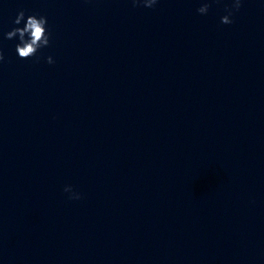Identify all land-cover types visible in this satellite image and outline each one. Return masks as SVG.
I'll return each instance as SVG.
<instances>
[{"label": "water", "instance_id": "obj_1", "mask_svg": "<svg viewBox=\"0 0 264 264\" xmlns=\"http://www.w3.org/2000/svg\"><path fill=\"white\" fill-rule=\"evenodd\" d=\"M201 3L0 0V264H264V0Z\"/></svg>", "mask_w": 264, "mask_h": 264}, {"label": "clouds", "instance_id": "obj_2", "mask_svg": "<svg viewBox=\"0 0 264 264\" xmlns=\"http://www.w3.org/2000/svg\"><path fill=\"white\" fill-rule=\"evenodd\" d=\"M213 0H202L201 6L197 9V12L201 15H206L211 7ZM243 0H232L231 7L225 9L226 15L221 17V23L229 25L233 23L232 16L236 11H239L242 6ZM133 6L143 5L147 8H153L158 0H132ZM15 25L23 23V27H14L10 31L6 32L5 39L12 40L18 38L19 43L15 46V51L18 57L22 60L31 59L37 57V53L40 49L50 46L51 32L47 28V17L37 16L35 14L25 17V11L20 10L15 20ZM46 62L48 64H54L55 61L52 56H47ZM4 61V54L0 51V62ZM39 62V57H37ZM64 192L68 193L70 200H80L82 198L81 193L75 191L71 185L64 187Z\"/></svg>", "mask_w": 264, "mask_h": 264}]
</instances>
